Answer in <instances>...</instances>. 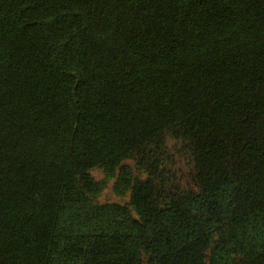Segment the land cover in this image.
Returning a JSON list of instances; mask_svg holds the SVG:
<instances>
[{"label": "trees", "instance_id": "16d2710c", "mask_svg": "<svg viewBox=\"0 0 264 264\" xmlns=\"http://www.w3.org/2000/svg\"><path fill=\"white\" fill-rule=\"evenodd\" d=\"M0 264H264V0H0Z\"/></svg>", "mask_w": 264, "mask_h": 264}, {"label": "rangeland", "instance_id": "374dc122", "mask_svg": "<svg viewBox=\"0 0 264 264\" xmlns=\"http://www.w3.org/2000/svg\"><path fill=\"white\" fill-rule=\"evenodd\" d=\"M91 172L94 178L97 180H103L106 185L100 195V200L102 202L114 201L118 203H126L130 200L128 194L120 195L115 190V182L118 178V173L116 176L107 175L101 168H95Z\"/></svg>", "mask_w": 264, "mask_h": 264}]
</instances>
